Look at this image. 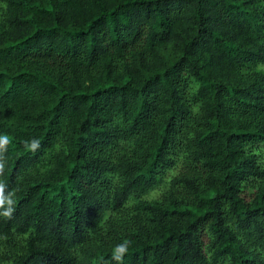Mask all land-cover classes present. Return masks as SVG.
Segmentation results:
<instances>
[{
  "label": "trees",
  "instance_id": "obj_1",
  "mask_svg": "<svg viewBox=\"0 0 264 264\" xmlns=\"http://www.w3.org/2000/svg\"><path fill=\"white\" fill-rule=\"evenodd\" d=\"M0 264H264V0H0Z\"/></svg>",
  "mask_w": 264,
  "mask_h": 264
},
{
  "label": "clouds",
  "instance_id": "obj_2",
  "mask_svg": "<svg viewBox=\"0 0 264 264\" xmlns=\"http://www.w3.org/2000/svg\"><path fill=\"white\" fill-rule=\"evenodd\" d=\"M6 215H10V213H6Z\"/></svg>",
  "mask_w": 264,
  "mask_h": 264
}]
</instances>
